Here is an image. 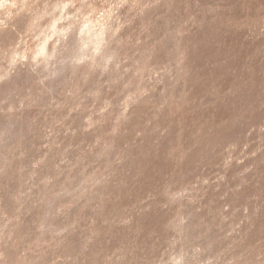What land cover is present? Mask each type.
<instances>
[{
  "label": "rangeland",
  "instance_id": "1",
  "mask_svg": "<svg viewBox=\"0 0 264 264\" xmlns=\"http://www.w3.org/2000/svg\"><path fill=\"white\" fill-rule=\"evenodd\" d=\"M0 264H264V0H0Z\"/></svg>",
  "mask_w": 264,
  "mask_h": 264
}]
</instances>
